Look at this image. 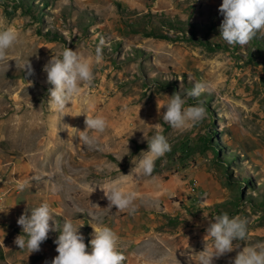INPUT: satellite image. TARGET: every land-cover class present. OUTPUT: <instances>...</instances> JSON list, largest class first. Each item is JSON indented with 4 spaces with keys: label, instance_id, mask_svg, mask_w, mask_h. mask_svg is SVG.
I'll return each mask as SVG.
<instances>
[{
    "label": "rangeland",
    "instance_id": "374dc122",
    "mask_svg": "<svg viewBox=\"0 0 264 264\" xmlns=\"http://www.w3.org/2000/svg\"><path fill=\"white\" fill-rule=\"evenodd\" d=\"M221 4L0 0V30L19 34L0 62V264H51L58 255L60 231H50L38 252L14 244L18 218L44 202L58 228L68 220L83 225L89 253L91 226L112 228L123 264H197L190 257L213 243L208 221L225 212L246 219L247 238L213 264H230L244 246L264 243V30L243 47L229 45L220 37ZM98 45L103 60L93 65L92 85L81 84L64 112L51 109L43 66L65 48L94 59ZM200 81L211 87L188 97ZM178 90L185 107L203 102V121L181 129L163 121ZM85 114L108 122L103 133L89 132L98 147L79 140ZM156 123L171 151L146 177L135 168ZM115 180L136 192L135 213L108 208L101 187ZM17 181L28 187L18 190Z\"/></svg>",
    "mask_w": 264,
    "mask_h": 264
},
{
    "label": "clouds",
    "instance_id": "9594fccd",
    "mask_svg": "<svg viewBox=\"0 0 264 264\" xmlns=\"http://www.w3.org/2000/svg\"><path fill=\"white\" fill-rule=\"evenodd\" d=\"M219 12L223 16L220 37L229 45L243 47L256 36L257 32L264 30V0H222ZM18 42L19 34L14 28L6 27L0 30V62L8 60V50ZM103 43L104 41H101V45ZM102 60L103 53L100 45L95 49L94 59L82 58L77 51L70 48H65L59 55H53L43 66V71L47 74V83L51 85L48 89V103L51 109L64 112L68 108L66 106L80 96L81 84L92 85L93 65L101 63ZM24 71L29 76L34 74L29 60L24 64ZM182 87L181 82L180 88ZM209 87L211 85L206 82H196L186 95L198 99ZM185 103L180 91H175L164 105L166 110L163 112V121L173 128L181 129L191 127L206 118L207 111L202 101L188 107H185ZM84 123L86 128L84 131H79V140L86 146L98 147V137L90 135L89 132L103 133L108 123L106 118L85 114ZM154 126L156 131L150 138L144 135L148 151L141 153L143 155L135 168L138 173L146 177L152 176L156 161L171 151V145L162 133L161 125L156 123ZM67 128L72 127L67 125ZM26 187H28L27 182L17 181L18 190L23 191ZM101 189L109 201V209L115 206L117 211L135 213L134 201L137 194L126 188L121 181H110ZM212 217L214 222L208 221L206 237H210L213 243L211 248L205 245L203 251L190 257V260L195 257L197 264H213L214 258L240 248L239 244L233 243L234 241L247 238L246 219L240 216L230 217L226 212ZM17 224L22 227V234L14 239V244L21 250L27 248L29 254L40 251V246L47 240L50 231H60V235L54 241L58 255L52 259L51 264H123L126 260L125 255L118 248L119 236L112 228L106 225L91 226L93 238L90 240L91 252L89 253L86 250L84 236L79 232L83 225L77 228L71 220H68L64 222L62 228H58L47 202L32 209L30 216L26 210L18 218ZM176 261L179 264L177 259ZM230 264H264V243L244 246Z\"/></svg>",
    "mask_w": 264,
    "mask_h": 264
},
{
    "label": "crops",
    "instance_id": "0c3cea01",
    "mask_svg": "<svg viewBox=\"0 0 264 264\" xmlns=\"http://www.w3.org/2000/svg\"><path fill=\"white\" fill-rule=\"evenodd\" d=\"M3 185H2V182H0V191L3 189Z\"/></svg>",
    "mask_w": 264,
    "mask_h": 264
}]
</instances>
